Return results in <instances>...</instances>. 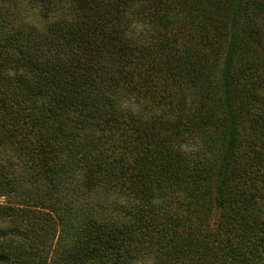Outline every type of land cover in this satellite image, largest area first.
<instances>
[{
    "label": "trees",
    "instance_id": "16d2710c",
    "mask_svg": "<svg viewBox=\"0 0 264 264\" xmlns=\"http://www.w3.org/2000/svg\"><path fill=\"white\" fill-rule=\"evenodd\" d=\"M0 264H264V0H0Z\"/></svg>",
    "mask_w": 264,
    "mask_h": 264
},
{
    "label": "rangeland",
    "instance_id": "374dc122",
    "mask_svg": "<svg viewBox=\"0 0 264 264\" xmlns=\"http://www.w3.org/2000/svg\"><path fill=\"white\" fill-rule=\"evenodd\" d=\"M1 201H4L3 199H1Z\"/></svg>",
    "mask_w": 264,
    "mask_h": 264
}]
</instances>
